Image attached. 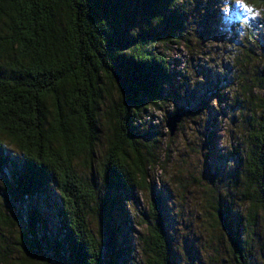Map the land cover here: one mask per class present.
<instances>
[{
  "label": "trees",
  "instance_id": "obj_1",
  "mask_svg": "<svg viewBox=\"0 0 264 264\" xmlns=\"http://www.w3.org/2000/svg\"><path fill=\"white\" fill-rule=\"evenodd\" d=\"M203 1L0 0V179L8 198L0 204V230L21 225L23 211L27 221L12 249L7 239L0 243V264H125L130 247L117 213L135 190L147 197L141 264H177L163 193L147 177L153 144L144 143L149 130L139 123L149 105L164 101L171 79L165 49L190 42L200 16L192 10ZM246 1L264 7V0ZM228 25L234 32L238 23ZM251 33L234 43L242 156L206 200L234 264H253L255 230L264 225V48L259 44L257 55ZM175 113L183 119L180 108ZM2 137L18 151L16 159ZM52 184L58 198L48 211L25 209L27 199Z\"/></svg>",
  "mask_w": 264,
  "mask_h": 264
},
{
  "label": "rangeland",
  "instance_id": "obj_2",
  "mask_svg": "<svg viewBox=\"0 0 264 264\" xmlns=\"http://www.w3.org/2000/svg\"><path fill=\"white\" fill-rule=\"evenodd\" d=\"M256 10L246 0H208L202 2L201 8L192 10L200 16L195 32L189 36L190 42L168 43L165 49L171 79L165 86L164 101L149 105L140 117L141 131L149 130L144 143L153 144L151 152L155 157L147 177L163 193L167 230L177 264H234L225 234L211 225L206 200L213 185L222 183L226 169L236 166L242 156L245 126L233 97L238 85L239 58L234 43L253 31L257 55L259 44L263 43L264 48V14L257 16ZM237 15L242 19L240 22H236ZM229 21L238 23L234 32H229ZM243 32L247 35L241 36ZM231 81L233 87L228 86ZM176 108L182 110L183 119L170 136L164 121ZM100 128L99 139H104L105 128L101 123ZM102 143L100 140V155L104 152ZM3 144L10 157L16 159L19 155L16 148L7 139ZM75 168L84 175L81 166ZM216 174L220 178L213 181L211 176ZM48 192L27 199L25 209L48 211L58 198V190L52 184ZM7 199L0 179V204L5 205ZM234 201L238 211L243 212L245 204L235 197ZM146 203V195L135 190L123 198V212L117 213L122 236L130 247L125 264H141L138 237ZM22 214L24 218L16 229L0 230V243L7 239L11 249L16 243L15 235L27 224L25 211ZM53 214L51 210L50 216ZM259 224L253 241V264H264V225L262 221ZM26 236L30 238L28 233Z\"/></svg>",
  "mask_w": 264,
  "mask_h": 264
},
{
  "label": "water",
  "instance_id": "obj_3",
  "mask_svg": "<svg viewBox=\"0 0 264 264\" xmlns=\"http://www.w3.org/2000/svg\"><path fill=\"white\" fill-rule=\"evenodd\" d=\"M181 119H182L181 114L175 113L173 115H170L165 120V126H166L170 136H172L175 133L176 128H177L178 124L180 123Z\"/></svg>",
  "mask_w": 264,
  "mask_h": 264
},
{
  "label": "clouds",
  "instance_id": "obj_4",
  "mask_svg": "<svg viewBox=\"0 0 264 264\" xmlns=\"http://www.w3.org/2000/svg\"><path fill=\"white\" fill-rule=\"evenodd\" d=\"M261 14H264V9H257V10H256V15H257V16H260ZM240 35H241V36H245V35H247V33H246V32H243V33H241Z\"/></svg>",
  "mask_w": 264,
  "mask_h": 264
}]
</instances>
